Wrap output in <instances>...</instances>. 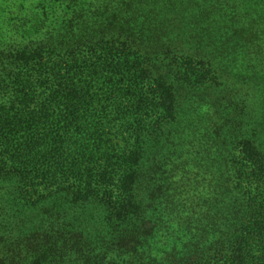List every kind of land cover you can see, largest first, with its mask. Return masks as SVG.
Instances as JSON below:
<instances>
[{
	"label": "trees",
	"instance_id": "1",
	"mask_svg": "<svg viewBox=\"0 0 264 264\" xmlns=\"http://www.w3.org/2000/svg\"><path fill=\"white\" fill-rule=\"evenodd\" d=\"M54 1L72 10L61 30L0 43V183L50 221L25 249L6 253L0 238V264H116L110 253H135L155 232L145 197L152 171L142 165L178 122L180 91L227 82L214 63L144 25L131 0ZM253 37L264 53V37ZM157 38L161 50L149 46ZM238 143L262 185L243 187L238 171L217 239L175 264H264V152L253 139Z\"/></svg>",
	"mask_w": 264,
	"mask_h": 264
},
{
	"label": "rangeland",
	"instance_id": "2",
	"mask_svg": "<svg viewBox=\"0 0 264 264\" xmlns=\"http://www.w3.org/2000/svg\"><path fill=\"white\" fill-rule=\"evenodd\" d=\"M84 1L117 6V0ZM131 1L144 15V25L155 24L162 40L169 38L175 47L214 63L227 82L225 87L180 91L178 122L167 140L148 147L142 165L152 171V190L145 197L152 204L147 216L156 225L155 232L135 253L108 255L116 264H175L217 239L232 203L228 190L234 188V179L238 182V171L243 187L249 182L253 188L262 185V173L240 152L238 142L242 137L253 139L264 152V53L262 40L261 47L254 48L249 40L264 37V3ZM66 5L67 1L0 0V43H27L34 39L33 29L42 33L60 29L62 20L72 15ZM242 29L251 35L249 39L240 34ZM161 43L152 39L149 46L161 50ZM14 199L12 187L0 183V238L7 242L6 253L10 245L15 251L25 249L28 237L50 224L43 212L22 209ZM122 234V229L110 230L109 237Z\"/></svg>",
	"mask_w": 264,
	"mask_h": 264
}]
</instances>
